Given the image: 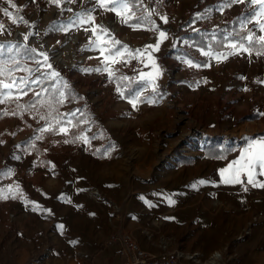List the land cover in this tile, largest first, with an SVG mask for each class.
Here are the masks:
<instances>
[{
  "label": "rangeland",
  "instance_id": "1",
  "mask_svg": "<svg viewBox=\"0 0 264 264\" xmlns=\"http://www.w3.org/2000/svg\"><path fill=\"white\" fill-rule=\"evenodd\" d=\"M219 2L145 0L149 8L167 15V24L159 16L154 15L153 19L169 33V39L155 53L164 68L158 80L163 99L151 105L140 103L136 111L116 92L117 84L109 80L107 73L80 71L99 66L103 59L99 51H81L90 33L83 29L68 33L49 30L53 22L66 24L76 12L90 8V0L62 5L64 9H73L72 12L61 11L49 0H0V25L4 29L0 42L24 43L23 34L38 32L39 36L29 37L28 45H43L42 50L49 52L53 66L77 96L59 106V112L79 108L83 115L77 116L89 121L71 129L67 137L44 133V138L34 141L35 147H31L29 141L45 121L33 119L29 113L22 118L0 117V141H4L0 144V170L13 172L0 176V187L18 183L27 200L40 206L33 210L32 203L26 204L20 198L0 199V264H79L76 260L95 247L77 246L71 241H107L114 230H125L135 239L133 232L138 233L150 242H164L170 249H181L192 256L195 253L190 260L202 257L191 253L194 250H206L211 256L220 252L221 260L213 264H236L232 247L254 239L255 246L243 247V251L251 252L245 253L239 262L264 264V189L250 187L244 192L240 185L191 186L200 179L218 182V169L239 156L247 145L246 138L264 137V116L258 114L264 113V83L256 82L264 81V56L253 53L249 58L245 53L221 63L212 61L211 67L200 69L190 68L177 59L187 54L183 51L187 49L193 54H188L190 58L204 60L197 50L202 44L191 47L186 43L195 41L191 38L195 33L192 27L212 33L219 26L223 37L224 30L246 34L247 29H242L237 20L247 14L244 5H233L223 13L214 10L209 19L198 20L189 27L195 13L215 8ZM106 20L114 22L111 27L116 39L133 49L156 43L155 31H133L120 24L112 13L105 15L103 22ZM100 22L97 13V23ZM37 39L38 44L34 41ZM48 47L60 52L62 60L53 56ZM8 55L6 52L5 56ZM11 55L33 66L23 49ZM112 67L119 70L117 75L129 77L138 75L140 70H151L135 59L127 65L121 62ZM241 76L246 79H240ZM203 78L208 82L190 87ZM151 95L148 88L144 96ZM31 96L29 93L23 97V102ZM3 109L12 112L16 105L0 104V110ZM80 132L96 138L90 144L63 143ZM212 143L218 148L232 147L224 154L226 159L208 154L206 148H211ZM104 151L110 155L104 156ZM14 155L20 159H14ZM94 187L99 188L100 194L92 193ZM169 195L176 201L174 205L167 202ZM113 203L119 206V212H114ZM59 225L64 226L62 230ZM84 259L89 262L88 257ZM190 260L186 259L185 264H192Z\"/></svg>",
  "mask_w": 264,
  "mask_h": 264
},
{
  "label": "snow or ice",
  "instance_id": "2",
  "mask_svg": "<svg viewBox=\"0 0 264 264\" xmlns=\"http://www.w3.org/2000/svg\"><path fill=\"white\" fill-rule=\"evenodd\" d=\"M90 2V8L76 12L74 17L70 18L66 24L53 22L49 30L68 33L72 29H83L84 32L90 33L88 43L84 45L81 51L87 49L99 51L103 59L99 66L81 68L80 71L82 73H107L109 80L117 84L116 92L122 99H126L132 105L133 110L138 111V104L140 103L147 102L151 105L161 101L163 93L160 92L158 80L163 76L164 68L158 62L155 53H158L161 44L169 39V33L157 24L153 16H159V19L167 24L169 22L167 15H161L155 8H149L145 0H90ZM157 2L162 3V0H157ZM49 3L55 4L61 11L72 12L73 9H64L62 5L64 3H75V0H49ZM233 5L246 6L247 14L237 17L241 28L247 29L245 35H241L240 32L224 30V37L220 39L217 36L220 29L219 26H216L213 28L206 45L197 48L204 60H194L188 54L179 55L177 59L190 68L200 69L211 67L212 61L221 63L227 61L229 57L245 53L248 54L249 58L252 57L253 53L257 57L264 56V0H220L215 8L208 7L202 12L195 13L189 27H192L198 20L209 19L214 10L223 13L226 9L232 8ZM3 11L6 15H10L7 9H3ZM97 13H99L101 19L100 23H97ZM108 13L114 14L120 24L131 28L133 31L139 29L155 31L157 33L156 43L145 45L142 49H133L128 44L122 43L114 35L111 27L112 22L110 21L108 24L103 22L105 15ZM249 24L253 25L255 30L248 28ZM3 31V25H0V35H3ZM192 31L200 32V29L192 27ZM47 34L45 32V35ZM8 35H11V31L8 32ZM33 35L39 36V33L30 31L23 34L24 43L0 42V104L15 103L16 105V110L12 112H8L6 109L0 110V117L11 115L22 118L24 113H29L33 119L45 121L42 127L36 129L38 134L29 141L31 147H35L34 141L44 138V133L63 134L67 137L71 129L89 123L87 119H81L77 116V113L83 115L79 108L71 112H59V106L77 99V96L71 84L53 66L52 56L49 52L42 50L43 45L39 47L28 45L29 37ZM57 43L60 42L57 41ZM186 43H189L191 47H197L195 41H186ZM173 47H176V45L173 44ZM21 49L32 61L33 66H28L18 60L15 55H11L14 51L19 53ZM6 52L10 54L7 57L5 56ZM89 59H93V57H89ZM134 59L138 60L144 67H150L151 70L148 72L140 70L138 75L129 77L127 75H117L119 70H114L112 67V65L121 62L127 65ZM18 72H23L26 75H16ZM239 78L246 79L244 76ZM202 82L207 83V78L195 81L190 87H198ZM256 82L264 83L259 79ZM148 88H151L152 95L144 96V92ZM244 90L248 91L247 88ZM29 93L32 94L31 99L23 102V97L28 96ZM79 98L83 99V97ZM41 109H46V111L42 112ZM258 114L264 116V113ZM12 135H15V133H12ZM95 138V136L89 137L86 132H80L72 138H66L63 143L83 142L90 144L91 140ZM246 140L247 145L240 150L239 156L228 161L225 167L218 169L220 177L218 182L200 179L191 186L198 188V186L205 184L216 186H219V184L240 185L244 192L249 191L250 187L264 189V179H261V177H264V137H248ZM2 143L4 141H0V144ZM16 147L19 148L20 145ZM99 151L97 149V152ZM103 155L107 157L110 153L104 151ZM13 158L20 159L16 155ZM215 158L226 159L227 157L221 154ZM52 167H55V165ZM10 175H13L11 169L0 170V176ZM79 191H83V189ZM9 198H20L26 204L32 203L33 210L40 208L35 202L27 200L18 183L0 187V199L7 200ZM61 198L64 199L63 196ZM166 199L170 205L176 203L170 195ZM67 202L70 203V199ZM145 202L149 207L153 206L150 201ZM166 219L174 218L166 217ZM58 227L62 230L64 226L59 225ZM71 243L76 244L77 241H71Z\"/></svg>",
  "mask_w": 264,
  "mask_h": 264
},
{
  "label": "crops",
  "instance_id": "3",
  "mask_svg": "<svg viewBox=\"0 0 264 264\" xmlns=\"http://www.w3.org/2000/svg\"><path fill=\"white\" fill-rule=\"evenodd\" d=\"M106 21H111V20H106ZM111 22H113V21H111ZM113 24H114V22H113ZM133 235L136 237V239L139 241L140 245L144 249L148 250L149 252H151L153 254L161 255L163 252H165L167 250H172L164 242H160V243L159 242H150V241L146 240L144 236H140L138 233H134V232H133ZM255 243H256V241L254 239H246L244 241L238 242L237 245L232 247V250H234V252L236 253V256H237L236 257V264H240L239 260H240V258H242V256L245 255V253L251 252V251H246V252L243 251V247H245L246 244H252L253 246H255ZM77 246L95 247L90 252V254L86 253V254H84L85 257H83L81 259L78 258L76 260L79 264H125L128 261V255L125 254L124 252H122L119 244H111V243H108L106 240L105 241L96 240V242H91V240L84 238V239H80L77 242ZM193 252H197V254L199 256H202V257H200L196 260H190V263H192V264H211L212 263L213 264V262H211L212 256L209 255V253L206 250L202 249V250L191 251V253H193ZM226 253L228 254L227 251H226ZM205 254H208V255L206 256ZM87 257L89 259V262L84 259ZM207 257H208V259H207ZM204 260H206L207 262Z\"/></svg>",
  "mask_w": 264,
  "mask_h": 264
},
{
  "label": "built area",
  "instance_id": "4",
  "mask_svg": "<svg viewBox=\"0 0 264 264\" xmlns=\"http://www.w3.org/2000/svg\"><path fill=\"white\" fill-rule=\"evenodd\" d=\"M94 195L100 194L99 188L92 189ZM114 212H119V206L115 203L112 205ZM110 220L113 216L109 217ZM244 234L240 235L241 238ZM108 243L119 244L122 252L128 255V261L125 264H185V260L192 259L193 256L185 253L181 249H172L163 252L161 255H156L148 250H145L138 241L127 231L114 230L107 239ZM188 254V255H187ZM216 256V257H215ZM221 253L216 252L212 258L219 262L221 260Z\"/></svg>",
  "mask_w": 264,
  "mask_h": 264
},
{
  "label": "trees",
  "instance_id": "5",
  "mask_svg": "<svg viewBox=\"0 0 264 264\" xmlns=\"http://www.w3.org/2000/svg\"><path fill=\"white\" fill-rule=\"evenodd\" d=\"M232 25L233 24H227V27H232ZM223 28V27H222ZM221 32H222V30H221ZM219 35H217V36H219V38L220 39H223V36L219 33V32H217ZM210 34H211V32H200V33H197V32H195L192 36H191V38H194L195 39V41L198 43V44H202L203 46L204 45H206V43L208 42V38H210ZM185 53H187V54H189V55H193L192 54V52L191 51H189V50H187V49H185V50H183ZM211 146V148H206V151L208 152V154H210V155H221V154H226L228 151H230L231 150V146H226L225 148L224 147H222V148H218V146L216 145V144H210ZM214 149H216V152H213V150Z\"/></svg>",
  "mask_w": 264,
  "mask_h": 264
},
{
  "label": "water",
  "instance_id": "6",
  "mask_svg": "<svg viewBox=\"0 0 264 264\" xmlns=\"http://www.w3.org/2000/svg\"><path fill=\"white\" fill-rule=\"evenodd\" d=\"M37 40H38V39H37ZM38 46H40V45L38 44ZM48 49H49V51L52 53L53 56L59 57V59H58L59 61L62 60L60 52H58V51H53V47H48Z\"/></svg>",
  "mask_w": 264,
  "mask_h": 264
},
{
  "label": "bare ground",
  "instance_id": "7",
  "mask_svg": "<svg viewBox=\"0 0 264 264\" xmlns=\"http://www.w3.org/2000/svg\"><path fill=\"white\" fill-rule=\"evenodd\" d=\"M110 21H106L105 23L106 24H108ZM114 24H113V22H112V24H111V26H113ZM20 37V35L17 37V38H19ZM70 38H72V39H76V36H74V35H71V36H69ZM37 44H38V40H34ZM62 57V56H61ZM64 61V60H63ZM71 62H72V60H71ZM70 62V63H71ZM61 63V62H60ZM64 63H66L65 61H64ZM67 64V63H66ZM216 257V256H215ZM215 260H212V258H211V262H214Z\"/></svg>",
  "mask_w": 264,
  "mask_h": 264
}]
</instances>
